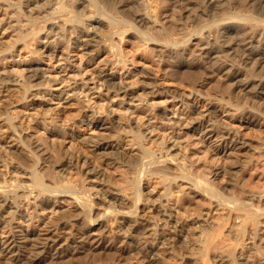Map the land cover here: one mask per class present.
<instances>
[{
    "label": "bare ground",
    "instance_id": "1",
    "mask_svg": "<svg viewBox=\"0 0 264 264\" xmlns=\"http://www.w3.org/2000/svg\"><path fill=\"white\" fill-rule=\"evenodd\" d=\"M162 1L0 0V30H10L14 40L0 48V131L7 127L11 142L31 140L28 155L36 165L48 160L49 167L43 173L30 163L25 180L0 181L5 219L0 225L17 219L22 224L25 218L27 225L40 221L49 231L46 237L25 232L30 250L10 241L13 248L26 249L12 264H82L96 256L120 261L126 252L117 243L121 229L135 238L131 250L148 257L166 248L179 253L192 240L191 254L201 263L225 264L212 250L223 242L231 214L241 231L253 226L248 232L253 245L264 243L263 228L254 227L264 210V189L244 192L249 179L264 181V136L253 145L240 129L256 126L264 132V0H168L170 7ZM127 33L150 47L163 73L189 92L165 89L146 66H133L115 40ZM72 50L82 57L74 60ZM46 60L52 63L42 65ZM9 95L11 101L3 99ZM201 98L205 110H198ZM54 102H84L90 115L72 123L87 135L78 137L66 124L47 126L46 105ZM121 135L135 152L114 143ZM6 144L5 153L21 149L16 142ZM245 149L252 153L244 164L217 156ZM208 155H214L211 162ZM233 164L239 168L237 182L219 187L213 176H225ZM76 167L109 187L108 195L99 189L106 205L96 213L92 196L98 193L69 182ZM150 178L154 186L145 181ZM20 198L27 207L20 206ZM68 224L78 229L66 237ZM2 250L0 240V255Z\"/></svg>",
    "mask_w": 264,
    "mask_h": 264
},
{
    "label": "rangeland",
    "instance_id": "2",
    "mask_svg": "<svg viewBox=\"0 0 264 264\" xmlns=\"http://www.w3.org/2000/svg\"><path fill=\"white\" fill-rule=\"evenodd\" d=\"M162 2H163L162 5L165 4L164 6H166V7L171 6V3L168 2V0L167 1L163 0ZM9 32H10V30H8V31L0 30V48H2L3 45H11L12 42L14 41L12 39V37L9 36ZM134 38L135 37H133L131 34H128V33H127L126 37H124V40H122V41H120L119 38H115V40L117 42H119V45L121 46L122 50L124 51V54H126L128 61H130V63L132 62L133 64L132 63L131 64L137 68L142 67V66H146L147 69L152 73V75H154V76L156 75L154 77V79L163 88H165V89L168 88L169 90H176V91H179L180 93H188L189 92L188 86H186L182 83H179L178 81L166 76L163 73V71H162L163 64H161L158 61V59H156V57L153 55V53H152L153 51H151L150 47L148 49L147 48L145 49V46L140 45L141 42H139L136 38L135 39ZM16 46L18 47L20 45L17 44ZM32 46H33V44H32ZM34 46H35V44H34ZM70 52H71L70 54L73 56L74 60H79L82 57V55H80L81 53H79L75 50H72ZM23 55H25V54L23 53ZM107 56L111 58L112 54L107 53ZM7 60L10 61L11 59L8 58ZM46 63L50 64L52 62H50L49 60H46L45 62H43L41 64L45 65ZM92 96H94V98H97V93L95 95H92ZM12 98L13 97H11V95H9L7 97L3 96V99H5V100L10 99V101H11ZM160 99H164V98H160ZM205 101L206 100L203 98L199 99V102L197 103L198 110H203V109L205 110L206 109V105H205L206 102ZM56 103L57 102L48 103L46 105V107L51 108V110H50L51 116H49V117L47 116L46 120L44 119L47 126L53 127L54 124L57 123L63 127V125L66 124V126L68 128L73 127V133L76 134L78 137L81 138V137L87 135V130L84 127L75 128L73 126V123H72L74 120H76V123H78L79 118H81L83 116L85 117L86 114L90 115V113H87L84 111V102H81L79 104L64 102L62 105H59V106ZM168 104H169L170 108H173L170 103H168ZM40 110H42V108ZM219 111H220V115L222 117H224V118L227 117V112H223V110L221 108H219ZM236 125H238V124H236ZM6 128L7 127L4 126V127H2V130L0 131V139H1L0 140V158L2 157L0 159V181L3 180L4 178L5 179L7 178L6 180H9V179L14 180V178L25 180V176H27L29 173V171H27V169L29 170V168L30 169L33 168V165L39 166L41 163L37 164V165L34 164V163H36L33 160L34 157L32 156L33 158H30V155H28L29 154V151H28L29 148L27 149V147L30 144H31L30 147L32 145H34V144H32V141L30 140V143H29V140L26 139L27 141H25V143L20 142V141L19 142L18 141L11 142V139H9L7 137L10 134V132L8 133ZM240 129H241V133L243 135H245L244 137H245L246 141H248L249 143H251L253 145L257 144V140L259 141L258 136H261V135L264 136V132L256 126H240ZM74 130H76V131H74ZM122 140H123V136L121 135V137H117L114 140L115 141L114 143H119L120 146L126 147L127 148V149H125L126 152L131 151L132 149L133 150L131 151V153L135 152V150H134L135 146L131 147L129 144V141H126V139H125V141L124 140L122 141ZM14 142H16L17 145L21 144L20 145L21 146L20 151L14 150V151H18L16 153V155L18 154V156H16L15 153H13L14 155L10 152L5 153L8 151H6L3 144L8 143L6 145L10 146ZM23 146H25V147H23ZM201 147L203 149H207L206 146H201ZM13 149H15V148H13ZM228 152H231V150ZM248 153L250 154V153H252V151L250 152V151L245 149V150L241 151V155L237 154V153H236L237 154L236 155L235 153H233V155L227 154V156L224 155L225 152H221L220 154L218 153L217 156H221L223 158V162L227 160L226 157H229L228 160L235 158V159H239V160H236V161H239L238 164H241V163L244 164V162L249 157ZM209 155H208V160H210L211 157L214 156V155H212L210 157ZM263 155H264V152H262V154L260 156V164L264 161ZM236 157H238V158H236ZM70 159H72V161H73L74 157L71 158V156H70ZM8 160H10V161H8ZM43 160H45V157H43ZM240 160H241V162H240ZM2 161L3 162L5 161V162L3 163ZM40 161H42V160H40ZM47 161H44V163ZM6 162H8V163H6ZM209 162H211V160ZM30 163L33 165H30ZM44 163H42L39 167L37 166V168L40 169L41 172H43V173H44V171L48 172L47 168H49L48 166H46V164L44 165ZM227 163L229 165V162H226V165H227ZM233 165H234L233 167L231 165L227 166L228 167L227 169H229V173L226 174L225 176L224 175L213 176L212 179L216 180L215 182L219 187H225V186L229 185L228 184L229 182H235V181L237 182L238 177H237L236 172L239 168L235 167L236 164H233ZM30 166H32V167H30ZM260 166H262V167H260V171L262 170L263 172L262 171L261 172L264 175V164H262ZM71 173L68 174V176L69 175L71 176V178L69 177V179H70L69 182L72 181V183H73L76 181L75 183H77V184L78 183H80V184L84 183L85 186H87L88 188L92 187V189L90 188L91 190L89 189L90 193H93V191H94V194L98 193L97 195L95 194V196H100L99 195L100 194L99 189L102 188V186H103V185L97 184V183H99L100 178L98 179L96 177V179H95V176H92L91 174H87V175L84 173L81 174V173H79V170L77 167L74 168ZM18 177H20V178H18ZM150 180H151V178H150ZM150 180L148 179L145 181L146 182L148 181L147 182L148 185L152 184L154 186L156 182L154 181V184H153V183H151L153 180H151V181ZM91 181H92V183H91ZM93 181H95L94 184H93ZM146 182H144L145 185H147ZM161 184L162 183H159L156 185H161ZM245 184H246L245 189H244L245 193H253L254 191H255V193H257V192L264 189V181L263 180L259 181V180H257V178L249 179V181H247ZM93 187H95V188H93ZM104 188H102L101 190L104 189L105 192H107V188H109V187L105 186ZM159 188H161V186L160 187L156 186V190H158ZM162 191H163V189H162ZM20 193H22V192L19 191V194ZM108 194H109V192H107V195ZM93 196H92V198H93V201L95 202L94 210L96 213L102 207L101 205H103V204L106 205V202L104 201L105 199L103 200V196L102 197L100 196V198L95 197V196L93 197ZM174 197L175 196H173V198ZM107 198H109V197H106V200H108ZM20 200H21L20 206L21 207H27V205L29 203H27L25 198H22V199L20 198ZM164 202L167 203V201H164ZM171 204H173V201L171 202ZM21 211H22V209H21ZM261 212L263 215L261 214ZM261 212H260V214L262 216L258 215L259 216L258 217L259 218L258 224H257V226L255 225L254 227H257V228L261 227L264 230V217H263L264 216V210H262ZM24 214H26V213H24ZM231 215L232 216H230L228 223L226 222L227 224H225V226H224L225 230L223 233V242L222 243L220 242V244L222 246L219 244V249H218V247H216L215 249L212 250L213 252L212 251L211 252L214 253L215 255H217V253L219 255L220 254L223 255L225 257V261H227L225 264H227V263H230V264H238L239 263L240 264V258H242V257H246V259H247V260H243L244 263L246 262L245 264L264 263V247H263L264 243H262L260 246L255 245V244L253 245L252 239L248 237V232H251V228L253 226H249L248 228H246L245 229L246 231H243V230L241 231L238 227L239 226L238 222L235 220V215H233V214H231ZM0 219H1L0 221L5 220L1 216H0ZM6 219L10 220V218H8V217H6ZM233 219H234V221H233ZM18 220L19 219H17L16 221H11V222H9V224H6V226L2 225V224L0 225V240L3 243V250H2V254H1L2 257L0 255V264H12L13 263L12 260L17 255H19L23 251H26L27 248H28V250H30V246L33 247L32 243H31L32 241H30L29 238L24 237L25 232H27V231H32L33 233L36 232L34 235L35 237L36 236L46 237V235H48L49 231L45 230L46 226L44 223L38 221L37 224H34V226H35L34 227V226L27 225L28 222L25 220V218L20 219L21 222L24 220V222L22 224L19 223L20 221H18ZM139 221L141 222L142 219H139ZM185 223H188L190 225V223H192V222L186 221ZM71 226L69 224H68V226H64L65 228L63 230L64 232H62V235L69 237L71 235L72 231L73 232L77 231V229H78L77 226H74V227L73 226L71 227ZM75 227L77 229H74ZM116 227H118V226H116ZM196 230L197 229L194 230L196 232V233L195 232L194 233H195V235H198L199 233ZM240 231H241V233H240ZM96 232L98 233L99 231L96 230ZM123 232H124L123 229H121L118 231V235L117 234L116 235L118 236V242H117L118 246L120 248L124 249V251H126L124 256H123L124 258L122 257V259H120V261H118L114 257L110 258V257H99V256L97 257L96 256L95 258L87 259L82 264H200L201 263L200 262L201 260L198 259V258H200L199 255L196 254L197 256H195V255L192 256V254H191L192 253V249H191L192 246H190V243H192V240L187 242V245L189 244L187 247L188 249H184V250L180 251L182 253L181 255H180V252L179 253H171L170 249L167 250V248H166V252H162L158 256L150 255V257H148L145 255L144 252L142 253V251L137 253V252L131 250L132 247L134 246L133 244L135 243V241H134L135 238L134 239H132L130 237L128 238L127 236H125V234ZM242 232H244L245 234L244 233L242 234ZM14 234H16V237H14ZM34 236L32 235V238H34ZM14 239H16V242L19 243L20 245H22L23 247L26 246V249L25 248L24 249H22V248L17 249V248H13V246H12L13 244L9 245V243H11ZM221 240L222 239H220V241ZM243 241H245V244L243 243ZM242 244H244V245H242ZM224 248H226V249L228 248V249L226 250ZM69 249H74V247L70 246ZM215 250H218V252ZM223 250H224V252L222 253ZM211 254H209V259H214L215 255L213 257V254L212 255ZM224 254H226V255H224ZM248 257L249 258L253 257V258L249 259ZM252 259H253V262H252ZM215 261L216 260H214L212 262V264H214ZM222 262L223 261L217 260L215 263L216 264H222ZM248 262H250V263H248ZM42 264H44V262ZM201 264H203V263H201Z\"/></svg>",
    "mask_w": 264,
    "mask_h": 264
}]
</instances>
